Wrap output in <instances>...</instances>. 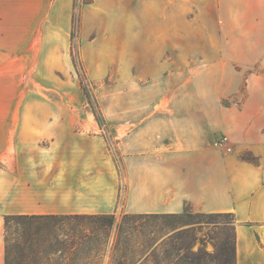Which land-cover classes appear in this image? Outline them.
<instances>
[{
	"label": "rangeland",
	"instance_id": "rangeland-1",
	"mask_svg": "<svg viewBox=\"0 0 264 264\" xmlns=\"http://www.w3.org/2000/svg\"><path fill=\"white\" fill-rule=\"evenodd\" d=\"M24 46L36 43L14 47ZM69 49L68 61L51 67H28L36 63L33 52L0 50L1 169L14 172L12 159L31 142L29 136L74 124L75 131L103 139L102 154L123 176L120 111L204 110L211 119L221 113L215 140H230L243 113L241 118L249 119V151L240 158L249 163V191L264 199V0H74ZM77 69L83 70L90 100ZM221 152L234 154L232 146ZM186 209L193 211L190 204ZM125 214L121 209L114 214L108 245L100 237L89 248L93 252L74 264H129L113 253ZM4 239L3 219V245ZM140 244L138 237L128 238L130 247ZM105 248L104 254L95 253ZM34 264L66 262L52 257Z\"/></svg>",
	"mask_w": 264,
	"mask_h": 264
},
{
	"label": "crops",
	"instance_id": "crops-1",
	"mask_svg": "<svg viewBox=\"0 0 264 264\" xmlns=\"http://www.w3.org/2000/svg\"><path fill=\"white\" fill-rule=\"evenodd\" d=\"M73 15L74 0H0V50L33 52L28 67L66 62ZM201 112L120 111L123 176L102 154L103 139L74 124L29 136L12 159L14 172L0 168V264L5 215L180 214L189 204L195 213L232 214L236 264H264V199L249 191V163L240 158L249 151V119L239 113L229 133L234 154L223 155L213 147L221 113L211 119Z\"/></svg>",
	"mask_w": 264,
	"mask_h": 264
},
{
	"label": "trees",
	"instance_id": "trees-1",
	"mask_svg": "<svg viewBox=\"0 0 264 264\" xmlns=\"http://www.w3.org/2000/svg\"><path fill=\"white\" fill-rule=\"evenodd\" d=\"M80 72V88L90 100L83 70L77 69L79 76ZM3 219L4 264H34L52 257L74 264L93 252L89 248L100 237L108 245L115 224L114 214H12ZM234 223L232 214L195 213L186 208L180 214H125L113 253L129 264L134 259L131 264L141 259L151 264H236ZM133 236L139 238V247L128 245ZM101 252L106 248L95 253Z\"/></svg>",
	"mask_w": 264,
	"mask_h": 264
},
{
	"label": "built area",
	"instance_id": "built-area-1",
	"mask_svg": "<svg viewBox=\"0 0 264 264\" xmlns=\"http://www.w3.org/2000/svg\"><path fill=\"white\" fill-rule=\"evenodd\" d=\"M213 147L220 151L230 152V140L226 136H222L213 142Z\"/></svg>",
	"mask_w": 264,
	"mask_h": 264
}]
</instances>
